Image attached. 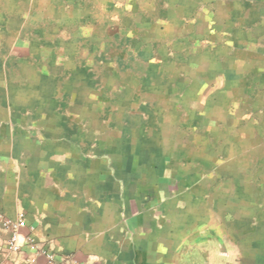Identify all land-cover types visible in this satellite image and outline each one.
<instances>
[{
    "label": "crops",
    "instance_id": "obj_1",
    "mask_svg": "<svg viewBox=\"0 0 264 264\" xmlns=\"http://www.w3.org/2000/svg\"><path fill=\"white\" fill-rule=\"evenodd\" d=\"M20 214L7 264H182L208 239L264 264V0H0Z\"/></svg>",
    "mask_w": 264,
    "mask_h": 264
},
{
    "label": "rangeland",
    "instance_id": "obj_2",
    "mask_svg": "<svg viewBox=\"0 0 264 264\" xmlns=\"http://www.w3.org/2000/svg\"><path fill=\"white\" fill-rule=\"evenodd\" d=\"M233 248L227 240L223 242L208 239L206 242H193L191 246L183 247L181 255L182 264H227L232 260ZM231 262V261H230Z\"/></svg>",
    "mask_w": 264,
    "mask_h": 264
},
{
    "label": "built area",
    "instance_id": "obj_3",
    "mask_svg": "<svg viewBox=\"0 0 264 264\" xmlns=\"http://www.w3.org/2000/svg\"><path fill=\"white\" fill-rule=\"evenodd\" d=\"M0 220L2 228L9 232L6 246L3 249V258L0 259V264H7L12 255L22 251L24 242L33 243L34 239L31 236H22L21 229L25 225L23 214H20L17 219L1 216ZM48 258L50 262H53V254H48ZM15 264H24V262L17 261Z\"/></svg>",
    "mask_w": 264,
    "mask_h": 264
}]
</instances>
